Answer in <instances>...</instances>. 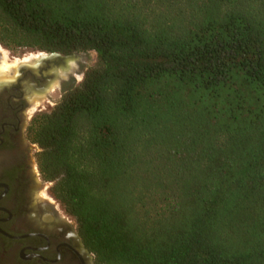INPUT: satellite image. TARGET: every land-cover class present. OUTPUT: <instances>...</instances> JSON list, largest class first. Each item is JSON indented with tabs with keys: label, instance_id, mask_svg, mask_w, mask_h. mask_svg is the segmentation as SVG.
Here are the masks:
<instances>
[{
	"label": "trees",
	"instance_id": "1",
	"mask_svg": "<svg viewBox=\"0 0 264 264\" xmlns=\"http://www.w3.org/2000/svg\"><path fill=\"white\" fill-rule=\"evenodd\" d=\"M0 45L96 54L26 133L97 264H264V0H0Z\"/></svg>",
	"mask_w": 264,
	"mask_h": 264
},
{
	"label": "flooded vegetation",
	"instance_id": "2",
	"mask_svg": "<svg viewBox=\"0 0 264 264\" xmlns=\"http://www.w3.org/2000/svg\"><path fill=\"white\" fill-rule=\"evenodd\" d=\"M42 70L21 73L27 82L0 79V264H97L41 180L26 133Z\"/></svg>",
	"mask_w": 264,
	"mask_h": 264
},
{
	"label": "rangeland",
	"instance_id": "3",
	"mask_svg": "<svg viewBox=\"0 0 264 264\" xmlns=\"http://www.w3.org/2000/svg\"><path fill=\"white\" fill-rule=\"evenodd\" d=\"M36 52L37 51H31V50H22V51L14 52L0 45V66L4 63L7 64L9 68L14 66L15 69L20 62H25L29 58L36 57L37 56L35 54ZM71 55L75 57L74 63L72 62V71L68 74L67 77L62 78L60 84H56L57 82L54 81L50 86H48L45 97L42 98L40 102L34 101V103L39 102V104H37V106L34 109L30 110L32 112L29 113V115L33 116L36 112L39 111H49L52 108V106L56 103V101L60 98L63 91L69 86L73 84H77L81 80L83 72L86 70V68L92 66L96 61V54L93 51L75 53ZM47 70L48 69L42 70L44 74L43 81L53 79L50 75H45V71ZM0 72L5 73L4 76L0 75V79L10 80L14 78V80L20 79L22 82H27L31 80V78L30 80H28L29 78L22 76V74H15V70H7V72L5 70ZM29 95H30L29 96V100H30L31 94ZM30 102H31L30 107L33 108L34 104L32 105L33 103L32 101ZM34 149H35L34 150L35 153L37 151V147H34ZM44 185L49 187L50 184L45 182ZM71 220L73 221L74 224V220L72 218Z\"/></svg>",
	"mask_w": 264,
	"mask_h": 264
},
{
	"label": "water",
	"instance_id": "4",
	"mask_svg": "<svg viewBox=\"0 0 264 264\" xmlns=\"http://www.w3.org/2000/svg\"><path fill=\"white\" fill-rule=\"evenodd\" d=\"M36 53H42L44 54V56H40V58L38 59L39 62L35 64V68L29 66L27 62H21L14 69L15 74H21L28 71L36 74L38 73L39 69H48L47 71H45V75H50L53 79L56 78L55 80H57V84H60L62 78L67 77L68 74L72 71V65H70V62L73 60L72 62L74 63L75 57L73 55H61L59 53H45L40 51H37ZM58 71L62 76H59V74H57ZM53 79H49L48 81L51 82V80L53 81ZM48 81H46V83ZM47 89L48 86H45L44 95H46Z\"/></svg>",
	"mask_w": 264,
	"mask_h": 264
},
{
	"label": "bare ground",
	"instance_id": "5",
	"mask_svg": "<svg viewBox=\"0 0 264 264\" xmlns=\"http://www.w3.org/2000/svg\"><path fill=\"white\" fill-rule=\"evenodd\" d=\"M37 56L36 57H32V58H29V59H27L25 62H27V64L29 65V66H31V67H33V68H35V64L37 63V62H39L38 61V59L40 58V56L41 57H43L44 56V54H42V53H35ZM34 54V55H35ZM26 59V58H25ZM73 61V60H72ZM72 61L70 62V65H72ZM21 63V62H20ZM9 68V66H7V64H2L1 66H0V71H5V70H7ZM10 68H12L13 70H14V66L13 67H10ZM66 69H68V68H66ZM70 69H71V67H70ZM57 73V72H56ZM57 74H59V76H62L61 75V73H59V71H58V73ZM56 78H54L53 79V81L51 80V82L50 81H48L46 84H44L43 85V87H45V86H50L51 84H52V82H54V81H56L57 82V80H55ZM57 84V83H56ZM45 90H43V91H36L35 92V95L32 97V95H31V97H30V101H32L33 103H32V105L34 104V101H41L42 100V98H44L45 97V95H44V92ZM34 94V93H33ZM39 102H36L35 104H34V107L33 108H35L36 106H37V104H39ZM40 106V105H39Z\"/></svg>",
	"mask_w": 264,
	"mask_h": 264
}]
</instances>
